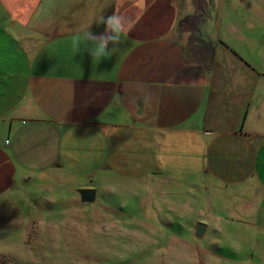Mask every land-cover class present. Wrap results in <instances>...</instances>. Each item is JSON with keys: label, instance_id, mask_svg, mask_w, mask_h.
I'll return each instance as SVG.
<instances>
[{"label": "crops", "instance_id": "1", "mask_svg": "<svg viewBox=\"0 0 264 264\" xmlns=\"http://www.w3.org/2000/svg\"><path fill=\"white\" fill-rule=\"evenodd\" d=\"M210 3L0 0V198L28 176L62 174L96 196L95 176L160 175L198 185L195 219L215 244L202 252L264 264V55L219 39L221 55L209 38L206 63L190 34ZM108 17L119 51L93 58Z\"/></svg>", "mask_w": 264, "mask_h": 264}, {"label": "rangeland", "instance_id": "2", "mask_svg": "<svg viewBox=\"0 0 264 264\" xmlns=\"http://www.w3.org/2000/svg\"><path fill=\"white\" fill-rule=\"evenodd\" d=\"M211 1V16L205 11L191 22L201 35L197 29L190 34L206 47V63L209 38L215 47L220 39L259 61L264 0ZM225 49L216 47L221 55ZM92 182L103 188L89 203L80 200L78 183L62 174L28 176L1 197L0 264H220L201 251L205 245L214 249L209 234L193 235L200 222L198 185H177L153 174L133 181L100 175Z\"/></svg>", "mask_w": 264, "mask_h": 264}, {"label": "clouds", "instance_id": "3", "mask_svg": "<svg viewBox=\"0 0 264 264\" xmlns=\"http://www.w3.org/2000/svg\"><path fill=\"white\" fill-rule=\"evenodd\" d=\"M103 23L105 32L99 36H92V39L98 42L96 50L89 53L93 58L103 57L104 55L111 56L119 51L123 31L120 20L116 17H108ZM109 44L112 45L111 48H109Z\"/></svg>", "mask_w": 264, "mask_h": 264}, {"label": "water", "instance_id": "4", "mask_svg": "<svg viewBox=\"0 0 264 264\" xmlns=\"http://www.w3.org/2000/svg\"><path fill=\"white\" fill-rule=\"evenodd\" d=\"M78 194L82 202H93L95 198V191L91 188L78 189ZM205 225L201 222H197L193 228V235L195 238H200L203 234Z\"/></svg>", "mask_w": 264, "mask_h": 264}, {"label": "built area", "instance_id": "5", "mask_svg": "<svg viewBox=\"0 0 264 264\" xmlns=\"http://www.w3.org/2000/svg\"><path fill=\"white\" fill-rule=\"evenodd\" d=\"M4 143L7 144V140H5Z\"/></svg>", "mask_w": 264, "mask_h": 264}]
</instances>
